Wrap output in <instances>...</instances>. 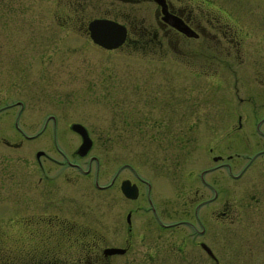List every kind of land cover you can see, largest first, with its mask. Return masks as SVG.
<instances>
[{
	"label": "flooded vegetation",
	"instance_id": "obj_1",
	"mask_svg": "<svg viewBox=\"0 0 264 264\" xmlns=\"http://www.w3.org/2000/svg\"><path fill=\"white\" fill-rule=\"evenodd\" d=\"M114 1L142 3L152 17L151 22L140 17L141 31L136 32L128 28V22L121 23L125 36L117 47L137 42L148 52L163 55L169 51L170 40L200 35L206 41L208 65L213 60L223 62L240 70L241 76L246 72L252 77L239 79L247 95L236 98L248 99L253 112L251 116L236 113L234 129L239 133L233 130L235 137L228 138L237 144L225 142L226 121H220L219 136L206 144L205 164L196 174L199 185L191 193L192 209L182 218L165 222L162 184L138 173L137 156L126 153L122 159L113 152L104 167V159L94 150L93 131L82 119L61 121L57 113L45 112L40 126L26 132L16 126L22 101L2 106L20 104L11 113L18 137L0 134L1 144L14 147L31 141L34 160L22 172L29 176L18 175L8 165L11 160H0V264H264V94L260 90L264 88V49L251 37L246 40L237 19L228 15L202 20L203 10L196 12L179 0ZM129 13L125 9L132 20ZM175 25L188 27V34ZM85 32L88 36L86 24ZM24 83L30 86L29 81ZM209 118H204L207 132L216 130ZM247 119L251 127L244 131ZM146 120L142 128L126 124L95 130L97 135L134 132L154 139L167 134L172 142L179 140L178 131L167 130V123L153 125ZM73 123L82 125L90 139L82 154L76 150L82 139ZM191 123H186L183 133L191 129ZM163 159L168 155L154 162L161 165ZM125 186L131 195L124 194Z\"/></svg>",
	"mask_w": 264,
	"mask_h": 264
},
{
	"label": "rangeland",
	"instance_id": "obj_2",
	"mask_svg": "<svg viewBox=\"0 0 264 264\" xmlns=\"http://www.w3.org/2000/svg\"><path fill=\"white\" fill-rule=\"evenodd\" d=\"M0 1V134L18 137L11 113L20 104L2 109L15 100L22 101L16 126L26 132L40 126L45 112L57 113L61 121L82 119L93 131L94 150L104 159V167L113 152L122 159L126 153L137 156L134 163L138 173L162 184L164 221L186 216L194 204L191 193L199 185L196 174L205 164L206 144L219 136L220 121H226L225 142L237 144L229 140L236 134V113L251 116L253 112L248 99L236 98L247 95L241 91L239 79L252 77L246 72L241 76L240 70L225 67L223 62L213 60L208 65L206 41L200 35L196 39L170 40L166 46L169 51L163 55L148 52L137 42L104 49L87 36L86 22L101 15L113 16L119 23L128 22L133 32L141 31L140 17L145 22L152 21L151 10L142 3ZM179 1L196 8V12L203 10L202 20L224 15L237 19L246 40L251 37L264 49V0ZM25 81L30 86L21 84ZM260 90L264 94V88ZM206 117H210L216 130L207 132ZM145 118L148 124L167 123V130L178 131L179 140L172 142L167 134L154 139L134 132L97 135L95 130L118 129L126 124L142 128ZM185 118L186 123H192L191 129L183 133ZM242 125L244 131L251 127L248 119ZM32 149L31 141L23 140L14 147L0 142V160H11L7 163L18 170V175L29 176L22 172L34 160ZM162 154H167L168 159L155 164ZM54 171L52 164L51 174ZM1 223L0 217V227Z\"/></svg>",
	"mask_w": 264,
	"mask_h": 264
},
{
	"label": "water",
	"instance_id": "obj_3",
	"mask_svg": "<svg viewBox=\"0 0 264 264\" xmlns=\"http://www.w3.org/2000/svg\"><path fill=\"white\" fill-rule=\"evenodd\" d=\"M175 26L179 31L188 34V27L179 25ZM86 29L88 36L94 43L107 49L117 47L121 44L125 36V27L121 23L105 17H94L89 19L86 23ZM71 127L79 130L82 140L76 150L82 154L89 147L90 139L86 135L82 125L73 123L71 124ZM123 192L127 196L131 195L127 186L123 187ZM110 250H117V248H111Z\"/></svg>",
	"mask_w": 264,
	"mask_h": 264
}]
</instances>
